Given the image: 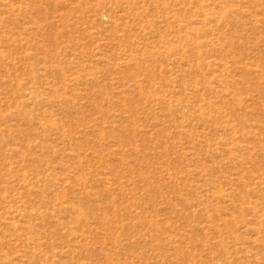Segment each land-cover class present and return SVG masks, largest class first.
Wrapping results in <instances>:
<instances>
[{"label": "rangeland", "instance_id": "374dc122", "mask_svg": "<svg viewBox=\"0 0 264 264\" xmlns=\"http://www.w3.org/2000/svg\"><path fill=\"white\" fill-rule=\"evenodd\" d=\"M0 264H264V0H0Z\"/></svg>", "mask_w": 264, "mask_h": 264}]
</instances>
